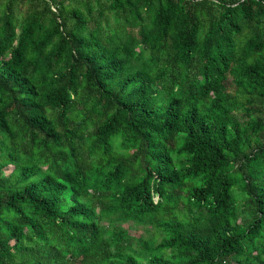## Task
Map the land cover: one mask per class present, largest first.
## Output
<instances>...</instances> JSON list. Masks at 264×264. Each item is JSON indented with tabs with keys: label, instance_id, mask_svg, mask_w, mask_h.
I'll return each instance as SVG.
<instances>
[{
	"label": "trees",
	"instance_id": "1",
	"mask_svg": "<svg viewBox=\"0 0 264 264\" xmlns=\"http://www.w3.org/2000/svg\"><path fill=\"white\" fill-rule=\"evenodd\" d=\"M0 264H264V0H0Z\"/></svg>",
	"mask_w": 264,
	"mask_h": 264
},
{
	"label": "rangeland",
	"instance_id": "2",
	"mask_svg": "<svg viewBox=\"0 0 264 264\" xmlns=\"http://www.w3.org/2000/svg\"><path fill=\"white\" fill-rule=\"evenodd\" d=\"M8 170H9V168L6 169V171H8ZM138 231H139V230H138ZM136 232H137V231H136Z\"/></svg>",
	"mask_w": 264,
	"mask_h": 264
}]
</instances>
